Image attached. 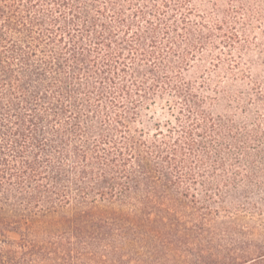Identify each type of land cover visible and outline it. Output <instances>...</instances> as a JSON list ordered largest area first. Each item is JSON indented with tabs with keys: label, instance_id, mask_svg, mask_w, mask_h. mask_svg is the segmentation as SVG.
<instances>
[{
	"label": "trees",
	"instance_id": "1",
	"mask_svg": "<svg viewBox=\"0 0 264 264\" xmlns=\"http://www.w3.org/2000/svg\"><path fill=\"white\" fill-rule=\"evenodd\" d=\"M117 2L0 0V264H264V236L191 192L213 119L184 72L206 36L179 52L185 20ZM164 95L181 116L146 136Z\"/></svg>",
	"mask_w": 264,
	"mask_h": 264
},
{
	"label": "rangeland",
	"instance_id": "2",
	"mask_svg": "<svg viewBox=\"0 0 264 264\" xmlns=\"http://www.w3.org/2000/svg\"><path fill=\"white\" fill-rule=\"evenodd\" d=\"M134 1L145 12L157 11L161 19L169 18V26L185 20L186 31L179 38L169 35L178 42L182 39L174 45L179 52L189 50L196 33L206 36L184 72L187 88L197 94L199 107L195 110H203L213 119L196 150L195 158L202 163L194 162L191 167L199 174V184L191 192L218 211L215 222L250 228L255 236H264V0H119L116 8L132 15L128 4ZM162 31L163 26L160 37ZM168 57L173 63L180 60L171 53ZM175 100L168 95L156 98L134 127L150 136L156 125L164 130L174 126L176 116H181L177 113L181 104L173 103ZM194 117L204 119V115ZM206 194L210 198L203 200ZM27 229L36 234L51 228ZM7 236L18 239L15 234ZM37 240L43 245L49 241L42 234Z\"/></svg>",
	"mask_w": 264,
	"mask_h": 264
}]
</instances>
